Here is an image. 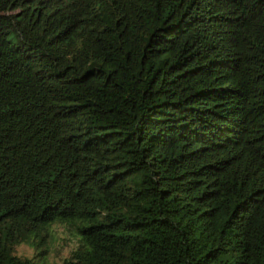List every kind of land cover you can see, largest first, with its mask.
Segmentation results:
<instances>
[{"label":"trees","instance_id":"obj_1","mask_svg":"<svg viewBox=\"0 0 264 264\" xmlns=\"http://www.w3.org/2000/svg\"><path fill=\"white\" fill-rule=\"evenodd\" d=\"M0 264H264V0H0Z\"/></svg>","mask_w":264,"mask_h":264},{"label":"rangeland","instance_id":"obj_2","mask_svg":"<svg viewBox=\"0 0 264 264\" xmlns=\"http://www.w3.org/2000/svg\"><path fill=\"white\" fill-rule=\"evenodd\" d=\"M73 228L62 222L52 224V229L46 242L47 260L52 263H60L62 258L68 254L69 249L74 245ZM19 255L31 256L33 249L26 245L20 244L16 247Z\"/></svg>","mask_w":264,"mask_h":264}]
</instances>
